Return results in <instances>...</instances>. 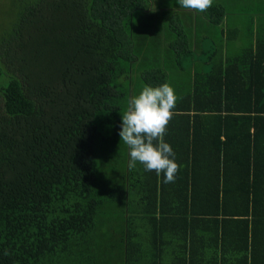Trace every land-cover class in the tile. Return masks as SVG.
<instances>
[{
    "label": "trees",
    "instance_id": "16d2710c",
    "mask_svg": "<svg viewBox=\"0 0 264 264\" xmlns=\"http://www.w3.org/2000/svg\"><path fill=\"white\" fill-rule=\"evenodd\" d=\"M242 1L0 0V264H145L142 225L167 264H264V0ZM163 83L174 183L119 136Z\"/></svg>",
    "mask_w": 264,
    "mask_h": 264
},
{
    "label": "clouds",
    "instance_id": "9594fccd",
    "mask_svg": "<svg viewBox=\"0 0 264 264\" xmlns=\"http://www.w3.org/2000/svg\"><path fill=\"white\" fill-rule=\"evenodd\" d=\"M177 2L185 9L199 12L213 6V0ZM179 99L169 83L158 87L144 86L138 95L129 98L127 109L122 114L119 136L128 146L130 169L139 162L146 171H155L157 176L162 174L164 183L175 182L181 166L176 162L171 145L164 141V136Z\"/></svg>",
    "mask_w": 264,
    "mask_h": 264
},
{
    "label": "crops",
    "instance_id": "0c3cea01",
    "mask_svg": "<svg viewBox=\"0 0 264 264\" xmlns=\"http://www.w3.org/2000/svg\"><path fill=\"white\" fill-rule=\"evenodd\" d=\"M206 47V46H205ZM240 47V43H239V40L237 39H234V40H231L229 41L228 43H225V45H223L222 48H224V50L226 51V49L230 48V50H234V48H238ZM219 60V59H218ZM193 224H202L200 221H198V223H193ZM142 229H143V234H141V230L140 229H136V240L138 241L140 247H138L139 251L147 258H144L145 260V264H148L150 263L151 261V264H156L158 262V258H161L162 262H164V264H167V258H163L162 256L159 255V253H154L151 249H150V242H154V239L152 237H149L150 235V232L147 231V229H149V226H144L142 225ZM206 233H210L209 230H207L206 228H204ZM196 231L198 232H203V228H199V229H195ZM95 231L92 233L94 234ZM91 234V235H92ZM134 236V235H133ZM89 241H92V242H95L96 240H98V237H97V233L94 235V237L92 239H88ZM88 241V242H89ZM149 241V243H148ZM155 243V242H154ZM114 257V256H113ZM167 257V256H166ZM170 258V256H169ZM166 259V260H165ZM112 261V264H126V261H122L120 258L119 260L117 259H113Z\"/></svg>",
    "mask_w": 264,
    "mask_h": 264
},
{
    "label": "rangeland",
    "instance_id": "374dc122",
    "mask_svg": "<svg viewBox=\"0 0 264 264\" xmlns=\"http://www.w3.org/2000/svg\"><path fill=\"white\" fill-rule=\"evenodd\" d=\"M256 2H257V0H243L241 2V5H244V6L251 8L253 5L256 6Z\"/></svg>",
    "mask_w": 264,
    "mask_h": 264
}]
</instances>
